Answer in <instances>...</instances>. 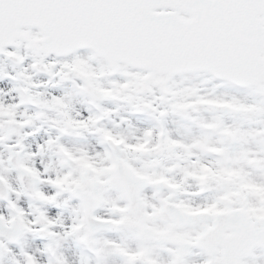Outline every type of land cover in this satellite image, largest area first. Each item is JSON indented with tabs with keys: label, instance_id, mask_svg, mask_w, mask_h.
Returning a JSON list of instances; mask_svg holds the SVG:
<instances>
[{
	"label": "snow or ice",
	"instance_id": "obj_1",
	"mask_svg": "<svg viewBox=\"0 0 264 264\" xmlns=\"http://www.w3.org/2000/svg\"><path fill=\"white\" fill-rule=\"evenodd\" d=\"M0 264H264V0H0Z\"/></svg>",
	"mask_w": 264,
	"mask_h": 264
}]
</instances>
